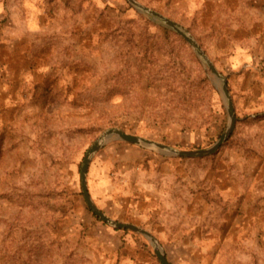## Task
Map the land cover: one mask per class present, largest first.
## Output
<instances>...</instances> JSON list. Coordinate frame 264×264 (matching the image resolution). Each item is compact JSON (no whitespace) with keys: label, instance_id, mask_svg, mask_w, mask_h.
<instances>
[{"label":"rangeland","instance_id":"obj_1","mask_svg":"<svg viewBox=\"0 0 264 264\" xmlns=\"http://www.w3.org/2000/svg\"><path fill=\"white\" fill-rule=\"evenodd\" d=\"M135 1L198 43L237 122L205 158L108 142L89 194L170 264H264V0ZM0 59V264H159L92 215L79 171L110 128L177 150L218 140L225 104L193 49L127 0H0Z\"/></svg>","mask_w":264,"mask_h":264},{"label":"water","instance_id":"obj_2","mask_svg":"<svg viewBox=\"0 0 264 264\" xmlns=\"http://www.w3.org/2000/svg\"><path fill=\"white\" fill-rule=\"evenodd\" d=\"M138 12L142 14L149 15L158 23H161L165 27L171 29L176 34H178L182 39H184L188 45L193 49L195 54L201 60L203 65L207 68V71L213 77V83L218 88L221 98L225 104L226 113L228 117V124L224 132L220 135L218 140L209 148L202 150H177L168 145H164L152 140H148L142 138L140 136H136L133 134H128L119 128H110L104 131L89 147L87 150L80 167L79 171V184L82 193L83 200L87 206V208L94 214L100 221L111 226L116 230H127L132 233L143 236L147 239L153 247V253L159 262V264H170L163 253L161 247L158 245L156 239L146 230L137 227L136 225L129 223H122L118 221H114L106 216L93 202L87 185V172L90 165V162L93 156L102 149V147L108 142L112 141H120L124 142L128 145L143 147L151 150H156L162 155L169 157H177V158H205L216 153L220 147L231 137L235 125L237 122L234 106L227 88L226 78L223 77L212 64V62L208 59L206 54L202 51L198 43L192 38V36L187 32V30L182 27L180 24L164 17L158 12L151 10L145 6H142L135 0H127Z\"/></svg>","mask_w":264,"mask_h":264},{"label":"crops","instance_id":"obj_3","mask_svg":"<svg viewBox=\"0 0 264 264\" xmlns=\"http://www.w3.org/2000/svg\"><path fill=\"white\" fill-rule=\"evenodd\" d=\"M241 52V51H240ZM250 51H246L245 52V57H252V54L251 53H249ZM241 54L242 53H238L237 54V56L238 57H240L241 56ZM243 55V54H242ZM7 62L5 61V60H3V59H0V65H2V66H5V64H6ZM5 89H6V81L4 80V78L1 76V74H0V96L1 95H3L4 94V91H5ZM94 173H95V175H97V176H101V174H102V170H101V168H97V169H95L94 170ZM101 178V177H100Z\"/></svg>","mask_w":264,"mask_h":264},{"label":"trees","instance_id":"obj_4","mask_svg":"<svg viewBox=\"0 0 264 264\" xmlns=\"http://www.w3.org/2000/svg\"><path fill=\"white\" fill-rule=\"evenodd\" d=\"M94 217H95V215L94 214H92ZM124 232H126V230H123Z\"/></svg>","mask_w":264,"mask_h":264}]
</instances>
